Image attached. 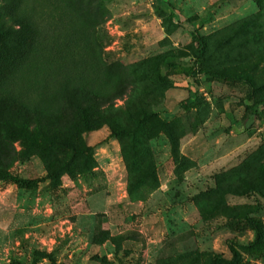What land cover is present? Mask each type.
<instances>
[{"label":"rangeland","instance_id":"1","mask_svg":"<svg viewBox=\"0 0 264 264\" xmlns=\"http://www.w3.org/2000/svg\"><path fill=\"white\" fill-rule=\"evenodd\" d=\"M14 2L46 31L18 80L95 89L107 123L77 151L15 143L24 181L0 179V264L37 249L61 264H264V0ZM195 30L209 43L198 63Z\"/></svg>","mask_w":264,"mask_h":264},{"label":"trees","instance_id":"2","mask_svg":"<svg viewBox=\"0 0 264 264\" xmlns=\"http://www.w3.org/2000/svg\"><path fill=\"white\" fill-rule=\"evenodd\" d=\"M8 2L9 5L2 12L4 19L0 21V179L21 182L24 178L10 171L18 158L16 142L29 139L36 146L69 147L77 151L76 140L82 134L94 132L102 122H107L103 105L100 104L102 98L95 89L54 78L52 84L46 81L37 90L29 91L18 80V72L25 61L37 55V44L46 31L30 11L25 12L26 9L15 4L14 0ZM192 35L197 44L194 56L198 63L205 57L209 43L198 30ZM190 74L192 77L208 76L243 83L249 88L246 98H252L256 89L255 79L244 74L211 68H193ZM48 91L54 97L61 96L64 104L58 106L57 103H49L48 97L43 98ZM253 106L264 107V100L255 101ZM111 129L113 135L124 133L123 130L115 132ZM254 190L264 198V190ZM248 221L259 235L260 223L249 215ZM232 251L237 256L234 247ZM40 259L61 264L53 253L39 249L34 251L31 262L16 260L12 264H36ZM217 261L226 264L222 256L218 255Z\"/></svg>","mask_w":264,"mask_h":264}]
</instances>
